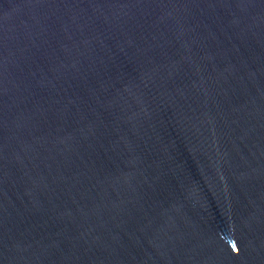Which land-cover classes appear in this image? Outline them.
I'll list each match as a JSON object with an SVG mask.
<instances>
[{"label": "water", "instance_id": "obj_1", "mask_svg": "<svg viewBox=\"0 0 264 264\" xmlns=\"http://www.w3.org/2000/svg\"><path fill=\"white\" fill-rule=\"evenodd\" d=\"M0 264H264V0H0Z\"/></svg>", "mask_w": 264, "mask_h": 264}]
</instances>
